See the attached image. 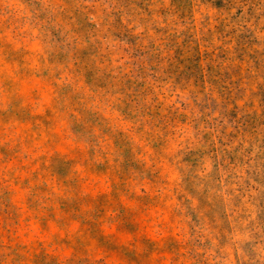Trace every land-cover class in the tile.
<instances>
[{
	"label": "rangeland",
	"instance_id": "1",
	"mask_svg": "<svg viewBox=\"0 0 264 264\" xmlns=\"http://www.w3.org/2000/svg\"><path fill=\"white\" fill-rule=\"evenodd\" d=\"M0 264H264V0H0Z\"/></svg>",
	"mask_w": 264,
	"mask_h": 264
}]
</instances>
